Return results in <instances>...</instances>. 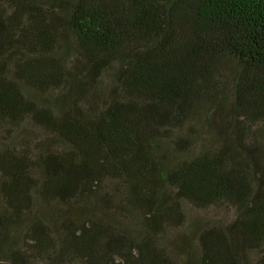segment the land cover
Listing matches in <instances>:
<instances>
[{
    "label": "trees",
    "instance_id": "obj_1",
    "mask_svg": "<svg viewBox=\"0 0 264 264\" xmlns=\"http://www.w3.org/2000/svg\"><path fill=\"white\" fill-rule=\"evenodd\" d=\"M0 264H264V0H0Z\"/></svg>",
    "mask_w": 264,
    "mask_h": 264
},
{
    "label": "rangeland",
    "instance_id": "obj_2",
    "mask_svg": "<svg viewBox=\"0 0 264 264\" xmlns=\"http://www.w3.org/2000/svg\"><path fill=\"white\" fill-rule=\"evenodd\" d=\"M232 212L226 211V210H220V209H210L207 211H197L195 209H192L189 212V220L190 222L199 220L201 218L204 219H222L224 217L231 216ZM176 254V252H175Z\"/></svg>",
    "mask_w": 264,
    "mask_h": 264
}]
</instances>
